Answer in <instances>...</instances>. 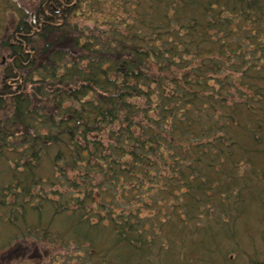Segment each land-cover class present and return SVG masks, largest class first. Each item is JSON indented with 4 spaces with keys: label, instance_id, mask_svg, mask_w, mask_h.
<instances>
[{
    "label": "trees",
    "instance_id": "1",
    "mask_svg": "<svg viewBox=\"0 0 264 264\" xmlns=\"http://www.w3.org/2000/svg\"><path fill=\"white\" fill-rule=\"evenodd\" d=\"M106 1L38 0L0 40V224L82 264H264V0L73 22Z\"/></svg>",
    "mask_w": 264,
    "mask_h": 264
},
{
    "label": "rangeland",
    "instance_id": "2",
    "mask_svg": "<svg viewBox=\"0 0 264 264\" xmlns=\"http://www.w3.org/2000/svg\"><path fill=\"white\" fill-rule=\"evenodd\" d=\"M37 4L38 0H0V40L11 33L22 18H29ZM103 5L104 12L93 14L84 8V11L78 12L73 22L79 26H92L95 18L99 20V23L104 22L108 11H112L113 4L107 0ZM5 56L6 53L0 50V62ZM4 66L5 64L0 65V73ZM5 167L6 164L1 161L0 176ZM5 177L3 176L1 181ZM35 216L32 214L29 216L30 223L36 221ZM23 227V229L28 228L26 224ZM22 236L17 233L16 227L0 224V264H82L80 255L74 248L66 249L60 243H49L48 240L39 238V240H33L31 234L25 235L28 237L25 241L21 239ZM5 239L10 240L6 247L1 245ZM87 264L94 263L91 261Z\"/></svg>",
    "mask_w": 264,
    "mask_h": 264
},
{
    "label": "water",
    "instance_id": "3",
    "mask_svg": "<svg viewBox=\"0 0 264 264\" xmlns=\"http://www.w3.org/2000/svg\"><path fill=\"white\" fill-rule=\"evenodd\" d=\"M0 65H1V63H0Z\"/></svg>",
    "mask_w": 264,
    "mask_h": 264
}]
</instances>
